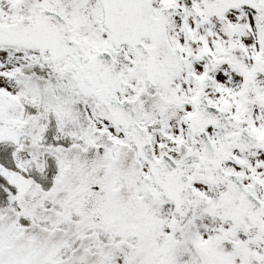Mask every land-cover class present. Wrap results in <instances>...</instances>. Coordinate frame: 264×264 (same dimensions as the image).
Wrapping results in <instances>:
<instances>
[{"label": "snow or ice", "instance_id": "snow-or-ice-1", "mask_svg": "<svg viewBox=\"0 0 264 264\" xmlns=\"http://www.w3.org/2000/svg\"><path fill=\"white\" fill-rule=\"evenodd\" d=\"M0 264H264V0H0Z\"/></svg>", "mask_w": 264, "mask_h": 264}]
</instances>
